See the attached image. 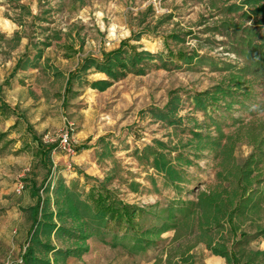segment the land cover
I'll list each match as a JSON object with an SVG mask.
<instances>
[{
    "label": "rangeland",
    "instance_id": "374dc122",
    "mask_svg": "<svg viewBox=\"0 0 264 264\" xmlns=\"http://www.w3.org/2000/svg\"><path fill=\"white\" fill-rule=\"evenodd\" d=\"M248 3L0 0V100L22 119L20 130L9 136L12 149L22 153L0 155V264L21 262L35 190L50 184L52 199L58 178L86 189L105 186L140 211L141 230L170 222L172 212L179 220L154 247L136 255L127 250L128 237L119 235L115 244L114 234L104 232L90 236L88 251L65 264H180L188 255L191 264H264V82L243 72L242 52L247 41L259 44L264 37V16L255 11L264 0ZM124 41L154 56L139 66L143 74L127 73L100 91L90 84L108 78L91 68L64 90L78 63L100 59ZM228 88L231 96L214 94ZM199 94L207 100L205 112L196 108ZM15 121L0 117V132ZM65 130L73 156L57 147ZM37 141L56 146L49 174L36 156ZM247 163L251 174L237 186L249 194V208L219 227L205 225L199 195L230 186L236 167L244 171ZM229 191L223 198L235 196L237 202L238 192ZM40 195L46 197L42 190ZM182 208L190 209L188 226L176 210ZM241 235L246 238L238 242ZM52 243L63 250L73 246Z\"/></svg>",
    "mask_w": 264,
    "mask_h": 264
},
{
    "label": "trees",
    "instance_id": "16d2710c",
    "mask_svg": "<svg viewBox=\"0 0 264 264\" xmlns=\"http://www.w3.org/2000/svg\"><path fill=\"white\" fill-rule=\"evenodd\" d=\"M248 1L250 2L248 4H254L262 0ZM255 11H258V13L260 11L264 16V5H259ZM259 42V44H255L251 40L247 41L246 48L242 51L247 58L243 72H247L254 78L264 82V37H260ZM171 55L177 61H187V58L181 53H171ZM153 58L154 56L147 51L136 52L134 45L128 46L127 41H124L117 50L102 53L100 59L86 57L78 63L77 70L68 74L64 90L66 92L69 91L73 81L80 78L81 72L94 68L96 72L104 74L108 80H97L92 82L90 86L93 89L104 91L111 85L112 81L121 79L127 73L134 75L143 74L144 70L139 66H141L144 59L150 61ZM245 76L247 74L243 73L241 77L238 75L240 79H244ZM215 93L216 95H221L222 98L233 94L230 88L226 91L220 90ZM202 96L203 94H199L195 97L196 108L205 112L207 109L205 102L207 100ZM10 116H15L16 121L9 131L0 132V155L9 152L22 153V149H12L15 141L9 139L12 130L19 131L22 127V119L15 107H11L0 100V117ZM28 129L29 127L26 126V130ZM55 148V144H43L37 141L36 156L41 164L46 167L47 174L51 172L53 165L51 155ZM75 150L79 151L80 148ZM162 166L165 168L166 174L169 173V167H164V163ZM236 171L237 178L232 180L234 187H232L233 184L228 187L219 184L209 193H201L199 195L198 208L205 225L212 226L215 224V227H219L223 220H231L234 214L242 213L249 208V194H245L243 185L237 186V183L248 179L244 174H251L249 163L245 165L244 171L238 167H236ZM41 190L43 194H46V197H41ZM229 190H232L235 195L239 194L237 202H232V198H235V196L229 197V200H226V197L223 198V194H227V192H230ZM49 191L50 184L44 189L35 190L36 202L27 209L31 225L27 233L26 245L21 255V262L17 264H65L67 258H78L88 251L86 240L90 236L100 235L104 232L114 234L115 244L120 243L123 238H119V235L128 237L132 240V244L127 250L129 254L136 255L147 248L154 247L158 242V238L176 226V222L179 221L175 217L177 213L172 212L169 216L170 222H162L159 227L141 230L139 227L140 211L119 201L103 185H92L86 189L85 185L80 184L78 181L71 180L66 184L62 178H58L53 185L52 199L48 196ZM176 210L181 213V216L185 217L183 219L186 220L184 224L188 226L190 209L182 208ZM200 228V231L203 232L202 224ZM245 238L246 235H241L238 242ZM53 239L72 242L73 246L69 245L64 250L60 249L53 245ZM207 246L211 248L210 245ZM211 250L214 254L226 256L219 249H216V246L212 247ZM180 261V264H191L192 262L189 255L181 257ZM241 264L257 263L245 260Z\"/></svg>",
    "mask_w": 264,
    "mask_h": 264
},
{
    "label": "built area",
    "instance_id": "2783aa9c",
    "mask_svg": "<svg viewBox=\"0 0 264 264\" xmlns=\"http://www.w3.org/2000/svg\"><path fill=\"white\" fill-rule=\"evenodd\" d=\"M57 143H58L57 147L59 151H61L62 153L68 156L74 155V149L72 147L71 137L68 130L62 131V133L58 137ZM21 188L22 187L18 188L17 191L19 192Z\"/></svg>",
    "mask_w": 264,
    "mask_h": 264
}]
</instances>
